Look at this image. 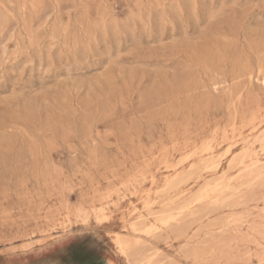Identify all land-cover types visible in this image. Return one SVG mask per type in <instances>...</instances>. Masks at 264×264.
Returning a JSON list of instances; mask_svg holds the SVG:
<instances>
[{
    "label": "rangeland",
    "instance_id": "1",
    "mask_svg": "<svg viewBox=\"0 0 264 264\" xmlns=\"http://www.w3.org/2000/svg\"><path fill=\"white\" fill-rule=\"evenodd\" d=\"M115 233L264 264V0H0V264H134Z\"/></svg>",
    "mask_w": 264,
    "mask_h": 264
},
{
    "label": "bare ground",
    "instance_id": "2",
    "mask_svg": "<svg viewBox=\"0 0 264 264\" xmlns=\"http://www.w3.org/2000/svg\"><path fill=\"white\" fill-rule=\"evenodd\" d=\"M38 11V10H37ZM164 12V11H163ZM233 147V146H232ZM208 150H210V148L208 149ZM207 152V150L206 151H204L203 153H206ZM207 154H208V152H207ZM245 154V153H244ZM194 155H197V154H194ZM193 155V156H194ZM247 157H249V156H247V155H244V156H242L241 158H240V160H239V162H238V165H244L245 164V160L247 159ZM188 158V157H187ZM186 158V159H187ZM194 158V157H193ZM189 159H191V158H189ZM193 160V159H192ZM166 163V162H165ZM194 165H196V164H194ZM166 166V165H165ZM178 166V165H177ZM211 166V165H210ZM208 167V166H207ZM175 168V167H174ZM210 168V167H209ZM190 169V168H189ZM193 169H195V168H193ZM206 169H208V168H206ZM178 170V169H177ZM209 170V169H208ZM212 169H210V171H211ZM215 170H216V168H215ZM190 171V170H189ZM207 171V170H206ZM194 172V171H193ZM208 172V171H207ZM184 173V172H183ZM182 173V174H183ZM186 173V172H185ZM195 174V173H194ZM192 174H190V176H191ZM241 175V174H240ZM181 176V175H180ZM180 176H178V177H180ZM183 176V175H182ZM182 176H181V178H182ZM194 176V175H193ZM192 176V177H193ZM177 177V176H176ZM261 177V175L259 174V175H257L256 176V178H260ZM175 179V178H174ZM179 179V178H178ZM173 181V180H172ZM171 181V182H172ZM183 182V181H182ZM185 182V181H184ZM189 182V181H188ZM138 183V182H137ZM170 183V182H169ZM224 183V182H223ZM222 183V184H223ZM139 184H140V182H139ZM138 184V185H139ZM181 184V183H180ZM187 184V183H186ZM132 185V184H131ZM175 187V186H174ZM183 187H186V186H183ZM209 187V186H208ZM211 187V186H210ZM124 188H125V186H124ZM169 188V187H168ZM181 189V188H180ZM203 189V188H202ZM230 188H228V190H229ZM171 190H172V188H171ZM170 189H169V191H171ZM214 190V189H213ZM215 190H216V188H215ZM223 190V189H222ZM225 190V189H224ZM227 190V191H228ZM169 191H167V192H169ZM178 191V190H177ZM127 192H129V191H127ZM218 192H220V191H218ZM218 192H217V194H218ZM222 192H224V191H222ZM136 193V192H135ZM201 193V192H200ZM164 194V193H163ZM171 194V193H170ZM221 194V193H220ZM226 194V193H225ZM214 195V194H213ZM168 196V195H167ZM196 196V195H195ZM211 196V190H205L203 193H202V195H200L199 197H197L194 201H193V203L194 202H201V201H203L204 199L206 200V199H208L209 197ZM111 197V196H110ZM126 197V196H125ZM158 197V196H157ZM159 198V197H158ZM161 198V197H160ZM163 199H164V197H162ZM192 198V197H191ZM119 199V198H118ZM127 199V198H126ZM165 199H166V197H165ZM108 200V199H107ZM120 200H122V199H120ZM119 200V201H120ZM162 200V199H161ZM159 201V200H158ZM205 202V201H204ZM114 203V202H113ZM167 203V202H166ZM202 203V202H201ZM168 204V203H167ZM114 205V204H113ZM149 205V204H148ZM102 206V205H101ZM111 206V205H110ZM113 207V206H112ZM162 207V206H161ZM187 205L186 206H182V207H180L179 209H178V211H177V213H175V214H167V215H163V216H161V217H163V218H161V220L159 221L163 226H166L167 228L169 227H171L172 225H177L176 223L179 221V219H180V217L181 216H183V214L185 213V211H186V209H187ZM102 208V207H101ZM104 208V207H103ZM107 208H109L108 206H107ZM146 208V207H145ZM147 208H149V207H147ZM150 208H151V206H150ZM168 208H170V207H168ZM84 209V208H83ZM106 209V208H105ZM79 210V209H78ZM99 210V209H98ZM169 210V209H168ZM188 210V209H187ZM144 211V210H143ZM142 211V212H143ZM150 211V210H149ZM171 211V210H170ZM104 212H105V210H104ZM139 212V211H138ZM141 212V213H142ZM158 212H160V210L158 211ZM162 213L163 212H165V211H161ZM196 212V211H195ZM77 213V212H76ZM83 213V212H82ZM81 213V214H82ZM94 214H95V212H93ZM99 213V212H98ZM100 213H102L101 211H100ZM147 213H149V212H147ZM155 213V212H154ZM170 213V212H169ZM200 213V212H199ZM89 214V213H88ZM150 214V213H149ZM188 214V213H187ZM187 214H186V216H187ZM191 214V213H190ZM190 214H188V216L190 215ZM195 215H196V217H197V215H198V213H194ZM84 215H85V213H84ZM91 215V214H90ZM89 215V216H90ZM194 215V216H195ZM82 216V215H81ZM92 216H93V214H92ZM104 216V215H103ZM185 216V215H184ZM192 215H190L189 217H191ZM156 217V216H155ZM94 218H96V217H94ZM142 219H143V217H141ZM149 218V217H148ZM158 218H160V217H158ZM188 218V217H187ZM142 219H140V220H142ZM145 219V218H144ZM150 219H152V218H150ZM153 219H155V218H153ZM185 219V218H184ZM139 220V219H138ZM186 220V219H185ZM104 221V219L102 220V222ZM147 221H149V220H147ZM146 220L144 221H141V223L140 224H137L136 223V225H133L132 226V231L136 234V233H145V234H150L151 232H153V231H155L157 228L155 227V226H153V225H146L145 224V222H147ZM187 221V220H186ZM97 222H98V220H97ZM105 222H106V220H105ZM86 223V222H85ZM99 223V222H98ZM135 223V222H134ZM179 223H181V222H179ZM145 224V225H144ZM149 224H150V222H149ZM156 224V223H155ZM130 226V225H129ZM131 227V226H130ZM173 227H175V226H173ZM180 227V224H178V228ZM181 228V227H180ZM185 228V227H184ZM174 229V228H173ZM177 229V228H176ZM183 229V228H182ZM180 229H178L177 231H179ZM183 230H185V229H183ZM166 231H167V229H166ZM176 231V230H175ZM162 232V231H161ZM168 232V231H167ZM170 232V231H169ZM172 232H174V231H171V234H174V233H172ZM179 232H182L181 230L179 231ZM185 232H187V231H185ZM159 233V232H158ZM158 233H156V234H158ZM164 233V232H163ZM166 233V232H165ZM176 233V232H175ZM160 235V234H159ZM158 235V236H159ZM176 235H177V233H176ZM179 235V234H178ZM183 235V234H182ZM181 235V236H182ZM187 235V234H186ZM186 235H184V236H186ZM147 236V235H146ZM152 236V235H151ZM163 236V235H162ZM169 236V235H168ZM129 237V236H128ZM131 237V236H130ZM152 237H154V234H153V236ZM170 237V236H169ZM46 238H48V237H46ZM150 238V237H149ZM160 238H161V236H160ZM167 238V237H166ZM54 239V238H53ZM183 239V238H182ZM31 240V239H30ZM40 240V239H39ZM114 243H115V245H116V247L118 248V250H119V252H120V254L122 255V256H124V258H126L127 260L129 259V258H135L136 260L135 261H133V262H135L134 264H153V261H152V258H149L148 257V255H149V253L150 252H148V254H147V258H143L142 257V251H140L141 250V247H140V250H136V249H134V246L136 245V244H138V243H136V242H134V241H132L131 239H127V238H123L119 233H115V237H114ZM151 240V239H150ZM169 240H170V238H169ZM141 241V240H140ZM180 241H181V239H180ZM34 242V241H33ZM26 244V243H25ZM57 244V243H56ZM139 244H140V242H139ZM141 245H143V244H141ZM146 248H151L149 245L146 247ZM187 248V247H186ZM189 248V247H188ZM139 249V248H138ZM147 250V249H146ZM150 250H152V249H150ZM188 250V249H187ZM153 251H154V248H153ZM144 252V251H143ZM146 253V252H145ZM144 253V254H145ZM152 253H154V252H152ZM152 255V254H151ZM154 255V254H153ZM150 256V255H149ZM158 256V255H157ZM152 257V256H151ZM139 258V259H138ZM159 260H161L159 257H157ZM163 258H165V256L163 257ZM141 259V260H140ZM155 259H156V257H155ZM132 260H134V259H132ZM163 260V259H162ZM130 262V261H129ZM156 262V261H155ZM163 263L165 262V261H162ZM157 263H161L160 261L159 262H157ZM157 263H155V264H157ZM162 264V263H161Z\"/></svg>",
    "mask_w": 264,
    "mask_h": 264
},
{
    "label": "crops",
    "instance_id": "3",
    "mask_svg": "<svg viewBox=\"0 0 264 264\" xmlns=\"http://www.w3.org/2000/svg\"><path fill=\"white\" fill-rule=\"evenodd\" d=\"M66 254L62 248L53 247V249L27 254L26 257H17L16 264H68Z\"/></svg>",
    "mask_w": 264,
    "mask_h": 264
}]
</instances>
